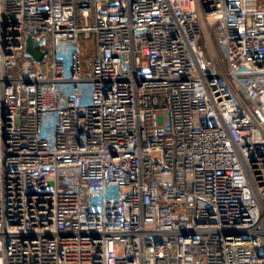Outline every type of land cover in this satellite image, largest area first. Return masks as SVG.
<instances>
[{"label": "built area", "instance_id": "built-area-1", "mask_svg": "<svg viewBox=\"0 0 264 264\" xmlns=\"http://www.w3.org/2000/svg\"><path fill=\"white\" fill-rule=\"evenodd\" d=\"M0 264H264V0H0Z\"/></svg>", "mask_w": 264, "mask_h": 264}, {"label": "water", "instance_id": "water-1", "mask_svg": "<svg viewBox=\"0 0 264 264\" xmlns=\"http://www.w3.org/2000/svg\"><path fill=\"white\" fill-rule=\"evenodd\" d=\"M25 38V55L33 57L36 62L41 61L47 54V50L42 48L46 42L45 37H35L31 33H26Z\"/></svg>", "mask_w": 264, "mask_h": 264}, {"label": "rangeland", "instance_id": "rangeland-1", "mask_svg": "<svg viewBox=\"0 0 264 264\" xmlns=\"http://www.w3.org/2000/svg\"><path fill=\"white\" fill-rule=\"evenodd\" d=\"M203 41H205V42H207V40L205 39V40H203ZM209 42H211L210 40H209ZM212 43V42H211ZM46 58H49V55H47L46 56Z\"/></svg>", "mask_w": 264, "mask_h": 264}]
</instances>
